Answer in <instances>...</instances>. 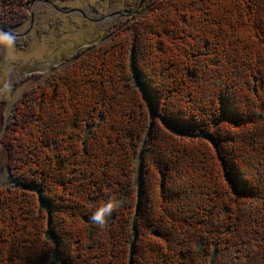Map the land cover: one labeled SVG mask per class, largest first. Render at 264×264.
<instances>
[{"label": "trees", "instance_id": "trees-1", "mask_svg": "<svg viewBox=\"0 0 264 264\" xmlns=\"http://www.w3.org/2000/svg\"><path fill=\"white\" fill-rule=\"evenodd\" d=\"M106 36L12 103L0 264H264V0H144Z\"/></svg>", "mask_w": 264, "mask_h": 264}, {"label": "rangeland", "instance_id": "rangeland-1", "mask_svg": "<svg viewBox=\"0 0 264 264\" xmlns=\"http://www.w3.org/2000/svg\"><path fill=\"white\" fill-rule=\"evenodd\" d=\"M139 2L32 0L28 7L29 21L11 31L15 38L13 43L0 44V135L9 120L14 100L42 82L49 73L72 62L77 50L107 40V30L118 19L134 15ZM20 78L25 82H20ZM6 164V153L0 150V186L14 184Z\"/></svg>", "mask_w": 264, "mask_h": 264}, {"label": "clouds", "instance_id": "clouds-1", "mask_svg": "<svg viewBox=\"0 0 264 264\" xmlns=\"http://www.w3.org/2000/svg\"><path fill=\"white\" fill-rule=\"evenodd\" d=\"M14 39L15 38L12 35L0 31V44L11 45ZM120 207L121 201L119 199L110 198L92 213V223L98 225L101 228L105 227L108 223V218H110L113 212L118 210Z\"/></svg>", "mask_w": 264, "mask_h": 264}, {"label": "water", "instance_id": "water-1", "mask_svg": "<svg viewBox=\"0 0 264 264\" xmlns=\"http://www.w3.org/2000/svg\"><path fill=\"white\" fill-rule=\"evenodd\" d=\"M143 2H144V0H140V2H139V4H138V7H140V6L143 4ZM31 20H32V18H31ZM0 30L3 31V32H5V33H8V34H10V35H12V36L14 35L13 32L8 31V30H5V29H3V28H0ZM134 75H135V79H136V81H137V84L140 85V87H141V88L143 89V91L145 92L146 97H147L148 100L150 101V107H151V109H152V102H151V100H150V98H149V96H148L147 89L144 87V85H143L142 82L140 81V78H139L138 74L135 73ZM144 145H145V142H144ZM143 155H144V146L142 147V149H141L140 152H139V160H140V161H142V159H143ZM37 191H38V190H37ZM54 239H55V238H54Z\"/></svg>", "mask_w": 264, "mask_h": 264}]
</instances>
